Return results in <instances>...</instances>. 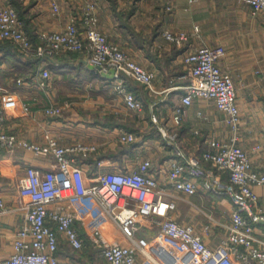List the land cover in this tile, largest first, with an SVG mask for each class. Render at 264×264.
I'll return each mask as SVG.
<instances>
[{
    "label": "crops",
    "instance_id": "obj_1",
    "mask_svg": "<svg viewBox=\"0 0 264 264\" xmlns=\"http://www.w3.org/2000/svg\"><path fill=\"white\" fill-rule=\"evenodd\" d=\"M58 2L61 6L58 13L52 10L50 0H0V8L8 3L14 5L32 35L34 30L37 33L40 29L64 28L93 2L97 28L153 72L152 84L156 90L123 73L126 86L143 101L142 110L129 109L116 89L118 80L105 75L102 68L92 67L86 52L70 51L52 58L27 57L19 49L17 52V45L11 49L6 44L12 41L2 39L0 81L14 91L19 100L17 106L7 110L5 130L37 143H44L46 134L51 133L62 144L95 145L94 151L76 154L85 175H94L93 180L106 169L139 170L140 164L150 159L149 171L159 184L179 194L173 215L182 223L192 224L208 244L217 245L226 236L227 225L232 221L234 203L230 195L201 184L194 193L175 189L169 183L170 163L176 158L200 155L210 148V138H218L228 142L235 140L250 155L253 168L264 172L263 14L255 12L253 5L244 0ZM166 30L186 31L189 38L180 43L171 41L164 35ZM218 44L226 48L219 64L230 73L236 86L240 108L237 128L232 127L211 98L197 97L183 105L181 120L177 122L176 107L182 102L185 86L192 80L191 65L185 61V56L200 46ZM10 66L24 70L25 76L9 77ZM43 68L50 70L45 83L41 76ZM18 77H22L23 82L19 83ZM24 102L29 104V109L24 108ZM55 104L63 107L62 113H47L45 108ZM123 131L134 132L136 140L122 142ZM174 145L184 156L177 153ZM2 154L0 198L4 206L0 207V264H7L14 250V234L25 221L28 204V197L19 191V178L29 164L47 167L55 165V160L23 147L2 150ZM221 177L229 181L227 171H223ZM254 188L259 197L253 210L264 209V184H256ZM77 209L81 212L74 225L83 236H87L92 226L101 225L119 239L128 241L118 224L93 198H84ZM244 214L251 218L248 212ZM252 223L255 234L263 238L264 220H252ZM144 226L147 227L145 234H140L151 239V248L156 253L175 257L180 252L170 244L173 239L162 234L158 226L149 222ZM179 243L184 248L185 245ZM88 245L95 253L87 258L94 262L101 259L107 264L90 240L86 239V245L76 249L61 235L57 250L60 264H83L86 258L82 250Z\"/></svg>",
    "mask_w": 264,
    "mask_h": 264
},
{
    "label": "built area",
    "instance_id": "obj_2",
    "mask_svg": "<svg viewBox=\"0 0 264 264\" xmlns=\"http://www.w3.org/2000/svg\"><path fill=\"white\" fill-rule=\"evenodd\" d=\"M244 1L264 16V0ZM50 2L52 10L58 13L61 9L58 0ZM97 22L92 2L64 28L40 29L32 36L18 9L8 3L0 8V39L15 43L27 57L51 58L60 53L84 51L87 61L100 65L103 71L115 68L116 89L123 96L126 106L142 110L143 101L126 86L122 74L156 90L152 84L153 72L111 41L107 33L97 28ZM164 35L178 43L189 38L186 31L166 30ZM225 54V46L218 44L200 46L185 56V61L191 65L189 73L192 80L185 86L182 102L176 107L177 122L181 120L183 105L201 97L213 99L225 113L226 120L237 128L240 108L236 86L230 73L219 64ZM41 76L45 83L50 70L43 68ZM17 81L21 83L23 78L18 77ZM14 93L0 81V160L2 150L13 151L23 147L40 155L52 156L55 165L42 167L29 164L25 174L19 178V191L28 197V204L25 221L14 234V250L6 260L7 264H60L57 254L60 235L76 249L83 248L86 239L90 240L107 264H168L152 250L151 239L137 233L147 222L158 226L162 234L185 245V251L178 256L175 264H264V231L263 238H259L252 223V220H264V209L253 210L259 197L254 186L264 184V172L253 168L250 155L235 140L228 142L210 138L208 150L200 155L176 158L170 163L169 183L175 189L194 193L201 184L216 192L228 193L234 203L226 236L217 245L211 246L192 224L182 223L173 215L179 194L168 191L167 185L159 184L149 171L152 165L150 159H145L139 170L106 169L100 171L94 180L88 181L76 154L94 151L97 148L95 145L82 142L62 144L51 133L46 134L44 143H37L5 130L7 110L19 102ZM23 106L29 109L28 103L24 102ZM45 109L49 114L63 111L58 104ZM153 117L156 120V116ZM174 136L175 133L172 134ZM120 140L134 142L136 134L123 131ZM174 147L178 154L184 156L177 145ZM223 171L228 172V182L222 180ZM87 197L104 208L128 241L119 239L101 225L92 226L86 237L80 233L74 225L81 212L77 205ZM3 206L4 200L0 198V207ZM244 211L248 212L250 219Z\"/></svg>",
    "mask_w": 264,
    "mask_h": 264
},
{
    "label": "rangeland",
    "instance_id": "obj_3",
    "mask_svg": "<svg viewBox=\"0 0 264 264\" xmlns=\"http://www.w3.org/2000/svg\"><path fill=\"white\" fill-rule=\"evenodd\" d=\"M34 32H35V34H36V31L34 30ZM35 34H32V35H35ZM5 41V40H4ZM0 42H2V39H0ZM6 42V41H5ZM3 43V42H2ZM6 44H8V45H10V48H11V46H15L16 44L15 43H12V42H7ZM13 46V47H14ZM15 48H16V46H15ZM12 49V48H11ZM16 50H17V52L19 53V51H18V48H16ZM9 71V77L10 76H12L13 78H16L17 76H25V73H24V70H22V69H20V68H17V67H15V66H13V68H11V66H10V69L8 70ZM93 176L94 175H86V177H87V180L88 181H92L93 179ZM91 178V179H90ZM147 229V227L146 226H142L141 227V230L139 231V232H137L138 234H140V233H143V234H145V230ZM171 240V239H170ZM172 242L170 243L172 246H174L175 248H177V249H179L180 250V252H178L177 253V256L175 257V258H173V257H170V256H167L166 254H164V253H156V255H158V257H160V258H162V260L163 259H165V260H167V262H168V264H175L176 263V261L179 259L178 258V256L179 255H181L185 250H184V248L182 247V245L178 242V241H175L174 242V239L173 240H171ZM174 242V243H173ZM88 247V248H87ZM87 247H85L83 250H82V254H83V258H86V259H84V261L82 262L83 264H104V261L102 262V260L101 259H97L96 260V262H94V261H92L90 258H87V256H89V254L90 253H95L94 251H92L91 250V246H87ZM141 259L143 260V258L141 257ZM144 260H145V258H144ZM143 260V261H144Z\"/></svg>",
    "mask_w": 264,
    "mask_h": 264
},
{
    "label": "water",
    "instance_id": "obj_4",
    "mask_svg": "<svg viewBox=\"0 0 264 264\" xmlns=\"http://www.w3.org/2000/svg\"><path fill=\"white\" fill-rule=\"evenodd\" d=\"M92 67L102 68L100 65L90 64ZM115 73V68H111L108 72H105V75L113 77Z\"/></svg>",
    "mask_w": 264,
    "mask_h": 264
},
{
    "label": "trees",
    "instance_id": "obj_5",
    "mask_svg": "<svg viewBox=\"0 0 264 264\" xmlns=\"http://www.w3.org/2000/svg\"><path fill=\"white\" fill-rule=\"evenodd\" d=\"M52 58V57H51Z\"/></svg>",
    "mask_w": 264,
    "mask_h": 264
}]
</instances>
